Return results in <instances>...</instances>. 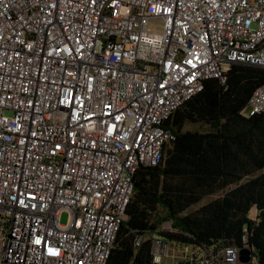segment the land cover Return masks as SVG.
<instances>
[{
	"label": "built area",
	"instance_id": "2783aa9c",
	"mask_svg": "<svg viewBox=\"0 0 264 264\" xmlns=\"http://www.w3.org/2000/svg\"><path fill=\"white\" fill-rule=\"evenodd\" d=\"M234 63L264 68V0H0V264H107L135 174L175 140L172 114ZM256 113L263 85L240 109ZM246 233L174 263L256 264Z\"/></svg>",
	"mask_w": 264,
	"mask_h": 264
},
{
	"label": "trees",
	"instance_id": "16d2710c",
	"mask_svg": "<svg viewBox=\"0 0 264 264\" xmlns=\"http://www.w3.org/2000/svg\"><path fill=\"white\" fill-rule=\"evenodd\" d=\"M262 85L264 68L234 63L225 83L206 79L203 89L175 110L169 121L175 140L166 145L157 166L135 174L107 264H157L149 238L135 245L138 234L219 248L241 245L244 228L256 264H264V113L240 114ZM189 122L205 129L182 130ZM208 195L216 197L185 212ZM252 207L258 210L255 221L249 217ZM165 220L172 230L157 231ZM177 264L192 263L179 259Z\"/></svg>",
	"mask_w": 264,
	"mask_h": 264
},
{
	"label": "rangeland",
	"instance_id": "374dc122",
	"mask_svg": "<svg viewBox=\"0 0 264 264\" xmlns=\"http://www.w3.org/2000/svg\"><path fill=\"white\" fill-rule=\"evenodd\" d=\"M187 129H199V130H204L205 128L202 127L201 125L197 124V123H186L185 126H183L182 130H187ZM214 197H216V195H208L205 196L201 201H199L198 203L192 205L191 207H189L188 209H186L185 212H190L196 208H198L200 205H203L204 203H206L207 201L213 199ZM158 214L159 215H163L164 214V209L162 207H158ZM250 214V212H249ZM68 219V213L66 211H62L59 215V220L61 223L66 222ZM166 221V220H165ZM162 225V224H161ZM184 249V245L181 244H171L170 243V250H169V256L167 257H154V262L157 264H174V258L179 257L182 255V251ZM189 252L192 250V247H188ZM256 256H254V260H256ZM192 264H196L195 261H191Z\"/></svg>",
	"mask_w": 264,
	"mask_h": 264
},
{
	"label": "water",
	"instance_id": "95a60500",
	"mask_svg": "<svg viewBox=\"0 0 264 264\" xmlns=\"http://www.w3.org/2000/svg\"><path fill=\"white\" fill-rule=\"evenodd\" d=\"M251 251L248 248H242L239 251V260L242 262H246L250 259Z\"/></svg>",
	"mask_w": 264,
	"mask_h": 264
},
{
	"label": "crops",
	"instance_id": "0c3cea01",
	"mask_svg": "<svg viewBox=\"0 0 264 264\" xmlns=\"http://www.w3.org/2000/svg\"><path fill=\"white\" fill-rule=\"evenodd\" d=\"M249 212H250L249 217L251 218L257 215L258 210L256 209V207H252Z\"/></svg>",
	"mask_w": 264,
	"mask_h": 264
},
{
	"label": "snow or ice",
	"instance_id": "6c2138e0",
	"mask_svg": "<svg viewBox=\"0 0 264 264\" xmlns=\"http://www.w3.org/2000/svg\"><path fill=\"white\" fill-rule=\"evenodd\" d=\"M188 63H191V61H188ZM117 119H119V117H117ZM21 203H23V202L21 201ZM35 243L39 244V243H40V241H39V240H37V241H35ZM49 252H50L51 254H53V255L57 254V253H56V251H55V250H53V249H49Z\"/></svg>",
	"mask_w": 264,
	"mask_h": 264
}]
</instances>
